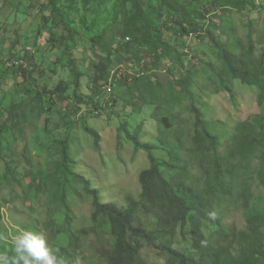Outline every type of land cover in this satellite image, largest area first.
<instances>
[{
    "label": "trees",
    "instance_id": "trees-1",
    "mask_svg": "<svg viewBox=\"0 0 264 264\" xmlns=\"http://www.w3.org/2000/svg\"><path fill=\"white\" fill-rule=\"evenodd\" d=\"M197 1L117 0L115 7L120 9L126 32L124 39H129V42L113 47L100 35L91 38L93 50L98 49L105 55L94 54L97 59L92 64L96 70V75L91 77L94 88L109 84L113 58L118 51L125 50L132 60L137 61L135 65L140 69L139 74L145 75L134 77L132 83L128 79L127 86L134 100L139 96L158 107L153 118L159 124V140L168 149L170 159L160 161L154 153L155 147L142 142L139 131L132 132L127 122H123L122 128L136 149L148 152L151 165L141 173L140 196H128L127 203L121 205L102 200L101 191L94 188L84 174L75 170L77 159L70 141H62V158L57 161L56 170L60 173V188L54 190L53 202L48 210L50 217L43 221L30 212L17 228H13L18 232L20 228L33 232L44 239V235H49L54 242L46 243L47 247L62 258L64 264H78L86 257V250L90 247L93 250L91 264H152L145 259L144 253L148 251L155 254L153 264H264V114L240 122L233 131L220 132L219 124L207 121L202 105L209 94H206L207 91L233 93L230 87L232 79L259 90L258 103L263 106L264 60L256 61L254 31L244 48L240 40L221 42L216 35L218 27L209 18L211 9L196 8ZM212 1L216 7L233 10L252 6L264 16V0L259 5H251L250 0ZM153 4L157 10L153 9ZM87 5L88 2L84 3L85 7ZM43 8L50 12L45 26L52 37L50 50L54 52L62 46L65 47L64 55L70 56L69 50L75 47L80 36L75 22L69 19L71 6L62 5L61 0H50ZM163 8L171 11V30L177 33L178 39L203 38L219 51L222 69L208 63L210 74L204 84L196 81L190 64H185V57H189L186 52L190 51L191 45L189 47L187 41L180 46H171L166 42L164 30L160 27L165 20ZM61 27L68 34L59 38L55 29ZM144 46L157 49L158 61L162 58L160 52L164 50L172 66L177 65L181 70L176 87L152 79L153 72H149L148 65L142 64L143 56L136 50ZM196 54L192 60L198 58ZM72 72L76 76L74 85H78L82 74L74 66ZM119 80L116 76L114 83ZM63 85L60 82L54 90H45L50 94L48 99L53 101L52 96L60 95ZM38 95L42 98V94ZM178 102H186V110L190 111L194 120V135L190 143H187L183 131L188 121L177 112ZM99 106L103 108V101L99 102ZM8 113L15 128L25 119L23 110H15L14 105ZM87 130L91 132L89 128ZM93 134L99 142V136ZM75 185H82L93 197L92 225L76 230L66 225L67 228H61L56 214L64 211L71 219L73 207L69 195ZM28 206L34 208L33 205ZM2 208L0 198V234L6 230L2 223ZM233 211L242 214L243 228L225 222ZM108 227L114 240L106 234ZM187 229L189 238L186 236ZM91 237L94 238L93 243ZM180 237L189 241L188 252L177 248ZM3 254L4 257H11L13 252L6 250Z\"/></svg>",
    "mask_w": 264,
    "mask_h": 264
},
{
    "label": "rangeland",
    "instance_id": "rangeland-1",
    "mask_svg": "<svg viewBox=\"0 0 264 264\" xmlns=\"http://www.w3.org/2000/svg\"><path fill=\"white\" fill-rule=\"evenodd\" d=\"M49 1L0 0V198L3 204L2 221L6 228L3 234L6 238L0 239V257H4L6 250H12V237L19 234L13 227L17 228L27 214L31 212L43 221L50 217L48 210L53 202L54 190L60 188V173L56 170L57 161L62 158V141H70L77 159L75 170L84 174L92 186L101 191L102 200L122 205L127 203L128 196H140L141 173L151 165L148 152L136 149L122 128L123 122H127L132 132L139 131L142 142L155 147L154 153L160 161L170 159L168 149L159 140V124L153 118L158 107L139 96L134 100L127 86L128 79L133 82L130 73L133 66H137V61L132 60L129 53L120 50L113 58L112 70L123 71L122 78L113 87L114 93H107L103 85L92 86L91 77L96 75L92 64L97 60L94 54L105 55L98 49L93 50L91 38L100 35L113 47L129 42V39H124V23L120 9L115 7L117 0H61L62 5L71 6L69 19L75 22L81 36L77 37L75 47L69 50L70 56L64 55L65 47L62 46L57 51L50 50L52 37L45 27L50 12L43 8ZM250 1L251 5H259L261 0ZM86 2L88 5L85 7ZM194 6L201 10L205 7L211 9L209 18L218 27L216 35L221 42L240 40L244 48L254 31L256 61L264 60V16L257 9L252 6L244 10L219 8L212 0H198ZM153 9L158 8L153 4ZM162 13L165 20L160 27L164 30L166 42L171 46H180L187 41L188 46L191 45L190 51L186 52L189 57H185V64H190L196 81L204 84L210 74L208 63L222 69L219 51L203 38L178 39L177 33L171 30V11L163 8ZM55 32L59 38L68 34L63 27L55 29ZM136 50L143 56L142 64L148 65L149 72H153L152 79L176 87L181 70L177 65L172 66L164 50L160 52V61L156 59L158 51L154 47L144 46ZM195 54L198 58L192 60ZM73 66L82 74L78 85H74L76 76L72 72ZM21 67L25 69V75ZM167 68L172 69V74L171 71L166 72ZM60 82L64 83L60 95L55 94L53 101L49 100L50 94L45 90H54ZM230 87L233 93L207 91L206 94H209L202 101L205 118L210 123L219 124L220 132L233 131L240 122L264 114V105L258 103L259 90L232 79ZM38 93L42 94V98ZM101 101L102 109L99 106ZM13 105L15 110L25 113V119L16 128L11 125L8 113ZM186 105V102H178L176 108L188 121L183 131L187 143H190L194 135V120ZM93 133L99 136V142ZM69 201L73 207L71 219L64 211H58L57 224L61 228L68 226L75 230L90 227L93 197L82 185H75ZM233 212L225 222L243 228L242 214ZM106 229L108 237H112L109 227ZM187 231L189 238V229ZM44 237L46 243L54 242L49 235ZM188 243L180 237L177 248L188 252ZM144 254L149 263L156 261L153 252ZM92 257L90 247L86 250V257L78 264H91Z\"/></svg>",
    "mask_w": 264,
    "mask_h": 264
},
{
    "label": "clouds",
    "instance_id": "clouds-1",
    "mask_svg": "<svg viewBox=\"0 0 264 264\" xmlns=\"http://www.w3.org/2000/svg\"><path fill=\"white\" fill-rule=\"evenodd\" d=\"M135 67L138 66H133V69ZM169 69L167 68L166 72H168ZM116 70L117 69L111 70L109 84L112 83L113 87L117 84L116 82L114 83L115 77L118 76V79H121L123 76V74L120 75V70L115 75H113L114 71ZM139 71L140 69L138 67V71L134 75L130 74L132 80L134 77H141L145 75L144 73L139 74ZM156 73H158V71H156ZM112 77L113 81L111 82ZM108 85H105L104 88L110 94L111 92H109L108 90ZM112 93L114 92L112 91ZM4 238L6 237H4L3 234H0V239ZM11 242L13 255L11 257H0V264H64L63 259L57 257L47 247L46 242L41 235L35 234L30 231H20L18 235L12 237Z\"/></svg>",
    "mask_w": 264,
    "mask_h": 264
},
{
    "label": "built area",
    "instance_id": "built-area-1",
    "mask_svg": "<svg viewBox=\"0 0 264 264\" xmlns=\"http://www.w3.org/2000/svg\"><path fill=\"white\" fill-rule=\"evenodd\" d=\"M138 71V67H135L132 71H131V75H134L136 72ZM118 72V70H116V71H114V73H113V75H115L116 73ZM127 73V72H126ZM123 74V71L121 70L120 71V75H122ZM113 81V77H112V79H111V82ZM108 90H109V92H111L112 93V91H113V84L111 83V84H109L108 86Z\"/></svg>",
    "mask_w": 264,
    "mask_h": 264
}]
</instances>
